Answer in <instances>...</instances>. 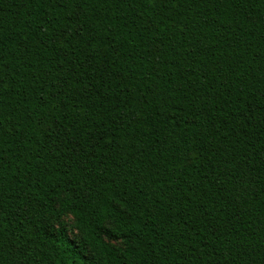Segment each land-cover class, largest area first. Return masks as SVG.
Here are the masks:
<instances>
[{
	"label": "trees",
	"instance_id": "obj_1",
	"mask_svg": "<svg viewBox=\"0 0 264 264\" xmlns=\"http://www.w3.org/2000/svg\"><path fill=\"white\" fill-rule=\"evenodd\" d=\"M0 264H264V0H0Z\"/></svg>",
	"mask_w": 264,
	"mask_h": 264
},
{
	"label": "rangeland",
	"instance_id": "obj_2",
	"mask_svg": "<svg viewBox=\"0 0 264 264\" xmlns=\"http://www.w3.org/2000/svg\"><path fill=\"white\" fill-rule=\"evenodd\" d=\"M65 220L69 226V229L71 230L72 229V225H71V218L68 216V217H65Z\"/></svg>",
	"mask_w": 264,
	"mask_h": 264
}]
</instances>
